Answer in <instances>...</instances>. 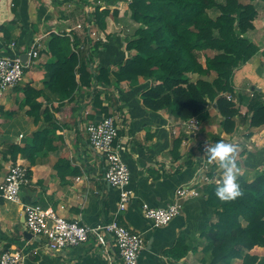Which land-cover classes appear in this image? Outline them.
<instances>
[{"label": "crops", "instance_id": "crops-1", "mask_svg": "<svg viewBox=\"0 0 264 264\" xmlns=\"http://www.w3.org/2000/svg\"><path fill=\"white\" fill-rule=\"evenodd\" d=\"M98 5L104 8L110 5L112 13L106 19L108 40L95 56L92 68L117 69L136 54L126 46L132 23L130 18L125 20L130 15L125 0H0V57L23 58L36 43L39 51V58L33 60L21 83L0 95V183L16 162L23 163L31 171L30 183L23 187L20 203L0 198V256L6 250H19L24 256L23 264H107V255L96 247L93 239L58 253L47 251L43 240L34 237L25 226L23 206L38 204L90 227L117 219L121 225L143 235L145 249L140 264H185L192 255L177 260L166 251L181 237L186 238L192 251V244L201 239L199 236L215 220V209L208 206L204 187L201 196L187 200L182 214L164 227L153 228L142 207L144 204L166 207L174 200L180 186L193 183L199 187L201 174L198 169L209 161L206 148L217 141L234 146L238 178L252 182L261 172L264 126L252 129L243 123L242 117L249 113L252 92L264 93V5L257 4L258 18L250 36L259 51L235 75L232 97L240 115L234 119L232 132H226L224 118L213 106L210 119L202 122L200 132L195 135L188 134L181 125L183 120L173 118L167 111L147 109L142 94L149 89L151 81L143 77L118 86L114 81L109 87L98 86L112 96L113 100L105 99L103 104L109 106L110 115L117 121L118 145L131 171L130 189L134 197L126 210L119 208L120 190L105 181V158L95 152L88 141V124L105 117L93 105V87L78 89L70 102L48 103L41 98L56 120V128L48 134L51 144L30 158L19 154L16 162L2 154L12 144L26 147L33 133L44 127L42 123L36 125L26 114L28 107L20 108L24 99L20 89L27 84L38 90L44 88L45 65L52 61L49 49L52 34L76 32L83 37L84 28L90 25L86 19ZM120 28L124 30L120 32ZM125 28H129L126 39ZM4 29L10 30L9 37ZM92 30L105 39L95 24ZM117 33H122V39L114 38L113 34ZM191 77L198 79L197 75ZM178 138L182 143L176 148ZM211 169L223 173L218 161Z\"/></svg>", "mask_w": 264, "mask_h": 264}, {"label": "trees", "instance_id": "trees-1", "mask_svg": "<svg viewBox=\"0 0 264 264\" xmlns=\"http://www.w3.org/2000/svg\"><path fill=\"white\" fill-rule=\"evenodd\" d=\"M258 3L264 5V0H131L130 18L139 27L127 50L136 54L113 70L92 68L104 42L93 40L89 28H84L83 37L76 32L52 34V61L45 65L44 88L38 90L27 84L20 89L24 94L20 108L28 107L26 114L44 127L33 133L26 147L12 144L2 151L3 156L16 162L19 154L30 158L51 144L48 134L56 128V120L41 98L48 103L70 102L78 89L93 87L94 107L112 117L109 106L103 104L105 99L113 100L112 96L98 86L109 87L113 81L118 86L138 77L151 81L142 94L147 109L165 110L183 121L197 118L206 122L213 106L224 118L226 132L234 131V119L240 115L232 97L235 75L259 51L246 36L255 29ZM111 13L109 7L98 5L86 21L92 20L99 31H104ZM4 30L9 37L10 30ZM192 75L198 79L192 80ZM248 112L242 117L243 123L252 129L264 126V93L252 92ZM181 143L178 138L176 148ZM238 184L240 195L230 201L216 197V185L203 188L217 218L206 234L204 249L210 262L204 260L203 264H233L236 259L242 264H264V257L251 254L256 248L264 249V167L254 181L238 179ZM190 251L186 238L181 237L166 254L181 260Z\"/></svg>", "mask_w": 264, "mask_h": 264}, {"label": "built area", "instance_id": "built-area-1", "mask_svg": "<svg viewBox=\"0 0 264 264\" xmlns=\"http://www.w3.org/2000/svg\"><path fill=\"white\" fill-rule=\"evenodd\" d=\"M87 28L90 29L92 37H98V34L92 31V24ZM100 38L102 39L101 36ZM38 58L37 43L28 52L26 62L20 56L0 57V95L9 89L16 88L33 60ZM228 98L232 97L228 96ZM181 125L188 134L195 135L200 132L202 122L197 118H190L182 121ZM87 134L91 148L105 158V181L120 190L119 208L126 210L134 193L130 189L131 171L118 145L119 127L116 119L105 116L98 122H90L87 126ZM215 165L216 161H205L198 169L201 174L199 187L193 183L180 186L174 194V200L168 206L162 208L144 204L143 213L152 223V227H164L180 216L185 202L199 198L203 187L218 186L222 180V174L211 169ZM29 177V169L26 165L19 162L12 164L0 183V198L20 203L21 191L30 183ZM80 180L81 178H77V181ZM23 208L26 229L34 237L43 240L42 244L49 252L58 253L93 239L96 247L107 255V264H140V257L145 249L143 235L121 225L117 219L90 227L78 221H70L53 209L43 208L38 204H26ZM23 260L24 256L19 250H6L0 256V264H23Z\"/></svg>", "mask_w": 264, "mask_h": 264}, {"label": "clouds", "instance_id": "clouds-1", "mask_svg": "<svg viewBox=\"0 0 264 264\" xmlns=\"http://www.w3.org/2000/svg\"><path fill=\"white\" fill-rule=\"evenodd\" d=\"M234 146L217 141L206 148L209 161H218L223 169L222 180L215 188V195L221 201H230L240 195L238 184V167L234 159Z\"/></svg>", "mask_w": 264, "mask_h": 264}, {"label": "rangeland", "instance_id": "rangeland-1", "mask_svg": "<svg viewBox=\"0 0 264 264\" xmlns=\"http://www.w3.org/2000/svg\"><path fill=\"white\" fill-rule=\"evenodd\" d=\"M128 4L130 3V1L131 0H125ZM219 1H224V0H219ZM241 1H246V0H241ZM121 2V1H120ZM109 8L111 9V11H112V8H111V6L109 5ZM119 8V7H118ZM129 17L127 16L126 17V19L125 20H128L129 18H130V16H131V13L129 12ZM121 18L122 19H124V16H121ZM258 18V17H257ZM129 21H130V23H132L131 24V28H132V30H131V32H129L128 33V29L129 28H125L126 30H125V32L123 33V35H125V39L127 38L126 37V35H127V33L128 34H130V38H128L127 39V42H126V46H127V43H128V41L133 37V34H134V31H135V29L137 28V27H139V24L138 23H135L131 18L129 19ZM256 21V20H255ZM255 23V22H254ZM89 24H94V22L92 21V20H90L89 21ZM255 25V24H254ZM130 27V26H129ZM117 31H119V29H116ZM121 30H124L123 28H120V32H121ZM255 30V29H254ZM253 30V31H254ZM92 31H94V30H92ZM253 31H251L249 34H247L246 36H247V38L248 39H251L250 38V36H251V33L253 32ZM113 35H115V37L114 38H116L117 37V39L119 38V40L120 39H122V37H121V35H122V33H117V34H113ZM117 35V36H116ZM102 36H104L105 37V39L102 37V39L100 38V36L98 35V37H99V39H101V40H103V42H105L106 40H108V36H107V34H106V32H105V30L104 31H102ZM98 37H96V36H93V40H97L98 39ZM238 179H240L241 180V178H238ZM213 215H215V213H214V211H213ZM217 221V218H215V220L213 221V223H215ZM213 223H211L210 224V226L206 229V231L204 232V234L202 235V236H199V238H201L200 240H197V242H195V244H192V245H194V247H193V250L192 251H190L189 252V254L187 255V256H191V258H187L186 259V262H185V264H203L204 263V260L207 262V263H209L210 262V255L209 254H207L206 252H205V245L207 244V239H206V236H204L205 234H207V232H209V229H210V227H211V225L213 224ZM251 254H253V255H257V256H259V257H264V249L263 248H256L255 250H253L252 252H251ZM186 256V257H187ZM196 256V257H195ZM242 260H240V259H236V260H234L233 261V264H242Z\"/></svg>", "mask_w": 264, "mask_h": 264}, {"label": "water", "instance_id": "water-1", "mask_svg": "<svg viewBox=\"0 0 264 264\" xmlns=\"http://www.w3.org/2000/svg\"><path fill=\"white\" fill-rule=\"evenodd\" d=\"M22 59H23V61H24V62H26V61H27V59H28V56H27V55H25V56H24Z\"/></svg>", "mask_w": 264, "mask_h": 264}]
</instances>
